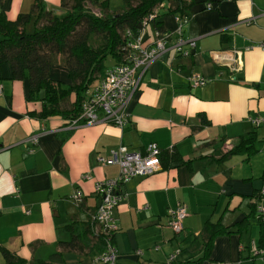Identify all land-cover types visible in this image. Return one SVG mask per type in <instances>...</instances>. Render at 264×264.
Wrapping results in <instances>:
<instances>
[{"label": "crops", "instance_id": "obj_1", "mask_svg": "<svg viewBox=\"0 0 264 264\" xmlns=\"http://www.w3.org/2000/svg\"><path fill=\"white\" fill-rule=\"evenodd\" d=\"M37 1L0 0V11L16 19ZM40 1L55 13L63 11L64 1L71 3ZM109 2L112 10L127 4ZM168 5L161 13L169 48L145 70L123 128L103 121L74 125L61 115L30 116L40 103L28 100L27 79L13 78L10 65L2 66L0 253L7 248L30 264L50 258L39 256L41 244H55L53 253L61 251L59 242L71 239L66 225L93 218L101 202L96 183L119 175L118 165L101 163L99 157L121 145L145 151L156 143L175 160L166 158L158 172L122 184L114 235L119 264H167L176 252L179 262L197 259L204 254L206 221L234 227L248 215L250 197L264 190V125L253 121L264 115V0H194L183 27V38L196 43L188 54L174 47L179 24ZM156 31L151 25L145 29L146 44H153ZM192 74L207 82L192 86ZM51 77L68 81L67 68L54 65ZM253 130L255 154L219 160ZM78 191L80 205L73 198ZM180 204L188 214L177 234L168 226V214ZM249 222L241 233L216 237L210 257L200 264H264V253L252 256L259 229L256 218ZM63 258L56 264L93 262L77 251H65Z\"/></svg>", "mask_w": 264, "mask_h": 264}, {"label": "trees", "instance_id": "obj_2", "mask_svg": "<svg viewBox=\"0 0 264 264\" xmlns=\"http://www.w3.org/2000/svg\"><path fill=\"white\" fill-rule=\"evenodd\" d=\"M167 2L168 13L190 18L194 0H126L125 6L113 10L109 0H71V3L63 2L61 13L46 9L39 0L30 12L20 14L16 19H9L0 11V79L4 64L10 65L13 78L27 79L28 100L40 103V109L29 112L30 116L45 119L61 115L69 123L81 122L83 104L90 98V91L96 86L94 83L109 67L128 62L129 45L140 32L151 25L161 33H167L162 19L164 13H161ZM32 21L34 29L30 32L27 26ZM108 58L113 60L111 65L106 64ZM58 63L67 68L66 82L51 77V69ZM257 141L255 130L242 135L219 160L224 161L235 154L252 156L258 151ZM166 158L174 159L162 153V163ZM250 199L248 215L236 226L228 227L221 220L206 221L202 232L203 256L185 262L177 261L176 256L167 264H200L210 257L216 237L241 233L251 224L250 218L257 219L259 229L257 242L253 241L251 245L252 256L263 257L264 211L259 206L264 205V190H256ZM94 214L88 221L68 223L66 229L71 239L59 242L61 251L51 254L48 260L36 259L30 264L64 263L65 251L89 255L93 257L92 264H97L96 258L105 252L108 243L115 245L117 230L110 235L100 227V233L96 234L94 226L98 223ZM1 253L5 264H27L25 259L7 248L2 247Z\"/></svg>", "mask_w": 264, "mask_h": 264}, {"label": "built area", "instance_id": "obj_3", "mask_svg": "<svg viewBox=\"0 0 264 264\" xmlns=\"http://www.w3.org/2000/svg\"><path fill=\"white\" fill-rule=\"evenodd\" d=\"M212 8V4H208ZM178 29L174 47L177 52L188 54L196 43L194 40L183 38V27L188 19L177 16ZM145 29L129 45V59L127 63L113 65L109 67L101 76L99 82L90 91V98L83 104V110L79 120L73 121V124H95L97 122H108L118 127H125L129 121V105L135 92L139 89L140 81L147 67L156 60L168 48L170 41L169 33L155 32L153 44H146L144 41ZM264 47V43L260 44ZM185 50V51H184ZM189 83L194 86H202L207 80L198 74H192L188 77ZM1 92V88H0ZM256 125H264V115L253 119ZM34 142L37 137H33ZM163 150L158 144H150L145 151L130 150L127 146L121 145L112 149L107 157H99V161L105 164H114L119 166V175L115 178H108L96 183V193L101 197L94 219L103 231L108 234H114L118 228L115 217V209L123 198L122 184L131 181L135 177L147 176L161 170V155ZM84 178H89L85 175ZM74 200L78 205L83 201L82 192L78 191L74 195ZM259 208L264 211V205ZM187 207L183 204L171 209L168 214V226L174 232L180 233L184 229L183 221L187 216ZM255 249V247H254ZM255 251V250H254ZM255 253H257L255 251ZM177 252L168 258V263L175 260ZM97 264H119L118 250L114 244L108 243L105 252L96 258Z\"/></svg>", "mask_w": 264, "mask_h": 264}, {"label": "rangeland", "instance_id": "obj_4", "mask_svg": "<svg viewBox=\"0 0 264 264\" xmlns=\"http://www.w3.org/2000/svg\"><path fill=\"white\" fill-rule=\"evenodd\" d=\"M27 29L29 30V31H32L33 29H34V24L31 26V27H27ZM113 63V60L111 59V58H108L107 59V62H106V64L107 65H111ZM56 80H58V79H56ZM99 80L100 79H98L95 83H94V85L95 84H97L98 82H99ZM56 247V245L55 244H46V243H44V244H41L39 247H38V254H39V256H41L42 258H48L49 257V255L50 254H52L53 253V249ZM52 252V253H51ZM55 253V252H54ZM3 261V257H2V254L0 253V263Z\"/></svg>", "mask_w": 264, "mask_h": 264}]
</instances>
